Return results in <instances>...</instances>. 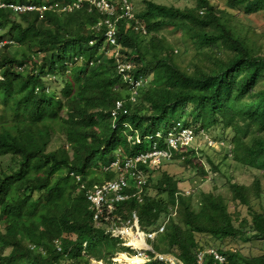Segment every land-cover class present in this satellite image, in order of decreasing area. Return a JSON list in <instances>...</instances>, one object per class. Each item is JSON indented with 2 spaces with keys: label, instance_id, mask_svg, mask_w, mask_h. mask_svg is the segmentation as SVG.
<instances>
[{
  "label": "trees",
  "instance_id": "trees-1",
  "mask_svg": "<svg viewBox=\"0 0 264 264\" xmlns=\"http://www.w3.org/2000/svg\"><path fill=\"white\" fill-rule=\"evenodd\" d=\"M2 1L39 6L74 0ZM193 1L196 7L181 8L146 0L145 10L134 12L133 20H117L121 59L132 63L131 75L146 80L136 102L124 94L123 81L113 73L116 60L105 56L97 60L107 29L104 25L95 28L103 15L87 1L70 13L46 12L42 18L38 13L0 10V30L7 28L12 36V43L4 45L0 54V158L9 157L5 169H0V226L5 225L0 233V264H86L90 257L109 262L113 252L123 251L119 240L95 228L85 191L70 172L80 175L87 186L103 181L93 179L97 171L105 180L112 178L114 173L103 172L100 162L112 152L110 160L118 151L131 156L148 150L152 140L148 137H154L162 124L170 128L182 123L208 134L217 128L220 137H211L225 143L224 152L218 154L264 173L262 36L227 9L209 0ZM241 4L246 13H252L263 7V0H227L232 8ZM154 14L160 17L155 19ZM140 25L146 34L138 29ZM161 26L186 32L198 47L218 50L209 56V65L197 62L190 72L158 34ZM44 77L64 81V98L56 96ZM118 100L123 101L126 113L118 115L114 128L112 110ZM184 114H193V124L180 120ZM228 131L231 138L224 136ZM134 132L144 143L129 142L128 135ZM159 144L164 146L162 139ZM190 153L196 157L189 148L174 158L192 164ZM260 180L255 178L250 185L229 181L232 201L215 193L214 186L202 191L195 202L193 193L187 195L178 180L164 173L157 193H167L168 201L149 193L148 178L144 203L131 200L126 204L137 209L141 223L149 226L177 198V216L187 228L172 220L162 234L167 245L158 250L190 263L204 247L197 237L201 234L264 241V210L253 206L254 199L264 194ZM236 203L247 208L250 220L231 211ZM55 240L60 241V251ZM222 243L218 250L229 264L239 260L264 264V252L245 258Z\"/></svg>",
  "mask_w": 264,
  "mask_h": 264
},
{
  "label": "built area",
  "instance_id": "built-area-1",
  "mask_svg": "<svg viewBox=\"0 0 264 264\" xmlns=\"http://www.w3.org/2000/svg\"><path fill=\"white\" fill-rule=\"evenodd\" d=\"M87 1L91 8H95L103 18L100 19L95 28L100 30L104 25L106 27L105 37L107 47H103L97 60L100 61L102 56L110 57L116 60V72L113 71L115 77L119 81H123L126 89L127 97L130 101L136 102L139 99V87L146 80L136 78L131 75L132 63L124 62L121 59L120 49L117 42L119 18L128 20L134 19V11L128 0H120V3L115 0H74L71 3L65 4H49L36 6L33 4L6 3L0 0V9H9L16 13L38 12L42 17L43 13L48 10L55 9L58 12H72L81 7L82 3ZM138 23L137 21H135ZM138 29L146 34L143 26H138ZM90 44H93L90 41ZM76 61H81V58H76ZM93 61L90 62L92 64ZM24 70V66L19 68ZM121 113H126L123 101L118 100L112 110L113 127H117V117ZM124 127L130 128L128 124ZM200 135L198 136V134ZM199 137L204 138V144L208 147H223L225 143L213 139L208 133L203 130H196L193 126H188L182 123H176L173 127L162 135L160 131L156 132L154 137L149 136L151 140L149 149L131 156H123L120 151L115 154V158L108 162H103L100 166L103 172H113L114 176L102 182L95 183L89 187L85 183H80V188L85 190V197L89 203L88 207L92 212L95 228H99L105 235L119 240L117 244L124 248L112 253L109 262L103 259L89 258L86 264H205L210 260L212 264H229L225 254L220 252L218 248L206 246L198 249L195 260L193 262H185L181 258L170 252H162L158 247H152L148 241L155 243L160 236L165 232L168 223L174 220L178 212V204L169 206V211L162 213L157 221H152L147 229L141 227L140 215L137 209H132V214L129 218H123L118 212H122L120 204L135 200L137 205H142L145 200V191L148 188L147 170H143L142 166L152 167L161 166L163 162H170L174 159L177 153L184 149H192L197 152L196 141ZM159 139L163 140L164 146H160ZM128 140L131 144H142L144 139L140 138L136 132L128 135ZM76 180L81 182L80 176H75ZM186 194L189 195L188 191ZM156 211V209H154ZM129 232L131 235H129ZM55 247L58 251L61 250L60 241L55 240ZM84 247L87 243L83 244ZM85 255V252L82 253ZM127 255L129 258L139 257L143 261L141 263H132L125 259H120V255Z\"/></svg>",
  "mask_w": 264,
  "mask_h": 264
},
{
  "label": "rangeland",
  "instance_id": "rangeland-1",
  "mask_svg": "<svg viewBox=\"0 0 264 264\" xmlns=\"http://www.w3.org/2000/svg\"><path fill=\"white\" fill-rule=\"evenodd\" d=\"M130 6L134 12H141L145 10V1L146 0H128ZM156 3L172 5L175 7H196V2L193 0H151ZM211 4H214L215 7L219 9H227L229 12L234 13L237 18L244 22V25L248 28H252L255 33L261 35V43L264 46V0L263 7L252 13H246L245 4L237 5L235 8H232L227 5V0H209ZM203 13V11H201ZM155 19H158L160 16L154 14ZM158 34L164 37L168 43L172 45L176 53V58L179 64L185 66L190 72L195 68V63H199L201 66H207L210 63L209 56L212 55V52L217 51L218 49L209 46H197L195 42L188 36L184 31L174 29L172 26H161L158 28ZM11 37L7 28L0 30V40L10 41ZM17 48V47H16ZM5 48L0 47V54ZM21 51L22 49L17 48ZM45 83L50 88H53L57 94L58 98H64V81H56L52 77H44ZM127 92H124L126 95ZM180 120L184 123L193 124V114H184L180 116ZM174 122V121H173ZM172 122V123H173ZM217 128L213 129L209 135L220 137ZM169 128H166L165 125H161L159 131L164 135ZM200 133L198 134V136ZM226 137L231 138L233 134L228 131L225 133ZM197 152H194L195 158L190 156L194 160L192 164H188L182 160V158H174L170 162H163L160 168L151 167L146 172L147 177L150 179L149 193L159 199L168 201L167 193L159 194L157 186L159 182L163 179L164 173H168L175 180L179 181V187L184 189L182 191H188L189 193L194 194L195 202L199 198V194L204 191H210L214 186L216 187L215 193L224 196L229 201H232V194L229 190L228 182L236 181L241 184L250 185L255 178H261L260 182L264 190V173L255 169L247 168L246 166L241 165L240 163H235L233 159L226 158L223 154H218L219 152H224L220 147H208L204 144V138L199 137L196 141ZM113 154V152L111 153ZM110 154V155H111ZM108 156L106 160H103L100 163L108 162L111 156ZM9 162V157L0 158V169L5 167ZM195 166H192L194 165ZM219 168V170H217ZM5 169V168H3ZM96 176L93 179L105 180L103 175L97 171ZM73 182L70 181V184ZM178 199L176 198L169 206L173 207L176 204ZM253 206L256 210H264V194L259 199H254ZM122 212H118L123 218H129L132 214V209H129V205L126 203L120 204ZM236 210L239 212L240 219L250 217L247 215V208L243 205L236 203V206H231V211ZM178 213V212H177ZM175 221L186 227L184 223L181 222V217L176 216ZM172 222V221H171ZM168 223V229L171 227L172 223ZM236 226L238 223H235ZM143 229H147L146 223H141ZM5 225L0 226V233L4 232ZM187 228V227H186ZM163 235L158 238V240L153 243L148 241L152 247L163 248L167 243L162 239ZM200 243L206 246H212L219 248L220 243H222L226 249L237 250L245 258L256 257L264 252V241H260L254 238H249V236L236 239H222L221 237L209 236V235H198ZM237 264H246L244 261L239 260Z\"/></svg>",
  "mask_w": 264,
  "mask_h": 264
},
{
  "label": "clouds",
  "instance_id": "clouds-1",
  "mask_svg": "<svg viewBox=\"0 0 264 264\" xmlns=\"http://www.w3.org/2000/svg\"><path fill=\"white\" fill-rule=\"evenodd\" d=\"M7 3V2H6ZM55 3H58V4H65V2H54L53 4H55ZM21 4H33V3H21ZM50 4V3H49ZM33 5H35V4H33ZM45 5H48V4H45ZM36 6H38V5H36ZM39 6H42V5H39ZM0 10H9V9H0ZM9 11H11V10H9ZM11 12H13V11H11ZM46 12H54V13H56V14H66L67 12H58L57 10H55V9H52V10H48V11H45L44 13H43V15L46 13ZM14 14H24V13H38V12H24V13H16V12H13ZM70 13V12H69ZM38 15H39V17L40 18H42L43 17V15H42V17L40 16V14L38 13ZM8 43H12V41H1L0 42V47L1 48H3L4 47V45H6V44H8ZM105 44V45H104ZM104 44H103V47H107V42L105 41L104 42ZM0 78H1V76H0ZM75 176H80V175H77L76 173H74V172H70V177L76 182V183H78V185H79V188H80V183H82V179H81V182L80 181H78V180H76V177ZM81 177V176H80ZM102 182V181H101ZM84 183V182H83ZM99 183V182H98ZM95 184V183H94ZM85 186L86 187H89V186H87L86 184H85ZM81 189V188H80ZM81 190H83V191H85L84 189H81ZM74 239H75V236H74ZM84 246V245H83ZM87 246V245H86ZM85 246V247H86ZM57 249V248H56ZM63 264H70V262L68 261V262H65V263H63Z\"/></svg>",
  "mask_w": 264,
  "mask_h": 264
},
{
  "label": "bare ground",
  "instance_id": "bare-ground-1",
  "mask_svg": "<svg viewBox=\"0 0 264 264\" xmlns=\"http://www.w3.org/2000/svg\"><path fill=\"white\" fill-rule=\"evenodd\" d=\"M129 235H131V233L129 232ZM120 259H125L129 262H132V263H141L143 260L139 257H134V258H129L127 255H120Z\"/></svg>",
  "mask_w": 264,
  "mask_h": 264
}]
</instances>
